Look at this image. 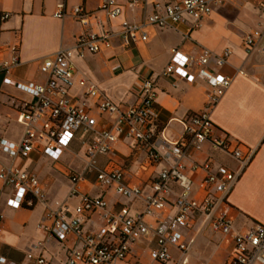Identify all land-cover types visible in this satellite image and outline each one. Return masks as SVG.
I'll return each instance as SVG.
<instances>
[{"label":"crops","instance_id":"crops-1","mask_svg":"<svg viewBox=\"0 0 264 264\" xmlns=\"http://www.w3.org/2000/svg\"><path fill=\"white\" fill-rule=\"evenodd\" d=\"M116 1L122 12L109 18L102 9V0H0V15L3 12L10 14L6 20H0V63L11 60L13 46H17L19 52V64L8 74L17 85L5 82V72H0V139L15 143L21 140L25 127L18 119L20 111L24 103L35 101L25 86L47 82L48 73L41 69V65L60 49L74 51L76 70L69 96L77 105L85 103L90 108V115L97 119V128L111 127L117 114L100 110L97 105L99 97L86 94L85 86L79 83L81 78L94 83L121 110L141 101L142 81L150 79L157 84L158 91L157 123L150 130L155 137L171 141L183 135L190 115L209 109L214 88L206 76L199 74L201 68H205L232 78L230 87L211 112L213 135L226 137L233 144L240 143L244 151L256 149L254 159L228 198L227 215L240 232L252 229L257 223L264 224V53L257 49L248 51L244 44L247 35L264 28V0H220L212 5L211 14L196 29L191 28L189 16L185 22L174 26L147 25L143 28L147 39L140 37L130 46H125L120 36L124 20L139 24L148 14L163 13L166 5L180 4L182 0H146L136 4H131L130 0ZM61 5L66 12L62 18L56 16ZM79 5L89 14L88 25L82 24L73 14V8ZM91 33H113L111 46L102 45L100 51H86L81 56L76 50L78 40ZM174 48L193 58H198L203 48H209L213 54L204 66H188L195 75V79L189 81L178 74H163ZM227 49L232 54L221 65L216 56ZM45 122L44 118L40 119L36 127H43ZM143 129L148 131L147 126ZM91 137L92 132L79 130L58 160L44 152L43 141L37 142L27 157L13 159L1 151L0 160L36 173L49 202H64L67 220L76 216L85 196L102 197L112 210L127 206L131 215L142 213L146 206L145 197L154 192V182L167 166V162L151 157L154 139L139 145L132 138L120 136L109 152L98 156L97 167L86 173V179L80 184V193L70 196L71 181L67 172L84 170L87 141ZM68 157L72 158L71 163L66 162ZM207 161L213 167L226 165L236 171L240 168L239 160L227 150L215 147L210 140L200 149H193L191 157L185 160V172L193 179V196L198 200H203L211 190L200 187L207 172L203 168L193 170L192 166L194 162L203 164ZM74 162H77L76 166ZM114 164L123 168L127 185L141 188L142 196L127 198L116 192L115 184L104 186L98 183L99 168ZM0 188V213L4 215L0 230L1 256L20 264H35L28 257V251L32 249L34 254L46 259V264H65L71 249L82 250L83 245L75 234L58 240L42 227V224L51 223V220H44L47 209L43 203L31 208H11L7 200L12 189L3 186L1 181ZM180 190L179 184L172 182L165 207L153 215L144 216L145 221L157 226L165 216L175 213ZM100 214V209L86 211L82 229L94 231L101 222ZM202 224L203 215L196 212L192 224L179 229L180 242L192 243L185 258H182L180 248L172 246L171 259L154 264H230L233 240L215 232L210 224ZM157 246V238L150 232L137 239L126 258L118 264H150V252Z\"/></svg>","mask_w":264,"mask_h":264},{"label":"built area","instance_id":"built-area-1","mask_svg":"<svg viewBox=\"0 0 264 264\" xmlns=\"http://www.w3.org/2000/svg\"><path fill=\"white\" fill-rule=\"evenodd\" d=\"M146 0H130L131 4L145 2ZM220 0H182L180 4H168L163 13L155 12L145 16L139 24L127 20L122 22L120 36L125 46L135 43L140 37L147 39V33L143 30L147 25L161 27L174 26L185 22L187 16L191 17V28H199L206 16L212 12V5ZM60 6L56 16L62 18L66 15ZM102 9L109 18L121 14L122 8L116 0H102ZM264 11V3L262 4ZM73 14L84 24H89V14L83 6H75ZM8 12L0 15V20L9 17ZM113 33L99 35L88 34L78 40L77 52L84 56L86 51L95 53L102 49V45L111 46L110 38ZM248 51L257 49L264 53V28L249 34L244 39ZM11 60L0 63V72H5V82L17 85V81L8 74L12 67L19 64L18 47H12ZM171 61L164 68L163 74H178L189 81L195 79V75L188 70V66L198 64L204 66L213 54L209 48H203L198 58H193L181 53L174 48ZM232 51L225 50L216 56L219 64H225ZM74 51L72 49H60L53 58L46 59L41 69L48 73V80L44 84L29 83L25 88L35 97L32 104L24 103L19 114V121L24 125V133L17 143L5 138L0 139V152H5L13 159L27 157L37 145L43 141L44 152L58 160L64 150L68 148L77 132H92L93 137L87 141L86 165L83 171L68 170L67 176L71 181L70 196L81 191V182L86 179V173L97 167L98 156L112 149V144L120 136L132 138L139 145L145 144L152 138L151 157L156 161H165L167 166L162 169L158 179L154 182V192L145 197L146 206L142 213L131 215L127 206L119 210L107 207V202L102 197L91 198L85 196L83 203L78 206L77 214L71 220L66 219L64 202H49L42 183L36 173L29 172L14 164H7L0 160V181L3 186L12 189L7 204L11 208H31L37 203H43L47 212L44 220H51L48 225L42 227L49 231L50 235L58 240H65L76 235L82 243V250L73 248L67 256L65 264H118L126 258L133 243L140 237L153 232L157 238L158 246L151 250L152 263L165 262L171 259V247L177 246L185 258L192 243L180 242L179 229L190 226L193 222V214L198 212L203 215V224L211 225L215 232L229 236L234 242L233 257L230 264H264V224L257 223L245 232L238 231L227 215L228 198L233 191L236 182L246 170L256 155V149L243 150L240 143L233 144L228 138L214 136V125L211 112L220 102L232 83V78L223 74H215L201 68L199 74L206 76L209 84L214 88L209 100V109L201 113L190 115L185 122L183 135L177 140H168L164 137L157 138L150 130L157 123L156 110L157 84L144 79L141 84L142 99L126 110H121L119 105L106 96L94 83L86 78L79 80L80 85L85 86L88 96L99 97L98 108L117 114L116 121L111 127L97 128V119L90 115V108L84 103L77 105L69 96V87L73 85L75 64L73 62ZM45 119L43 127H36V122ZM1 121V116H0ZM147 126L148 131L143 127ZM210 140L215 147L227 150L234 158L239 160V170H233L226 165L213 167L207 161L203 164L193 163V170L203 168L207 174L200 187L211 190L203 200L193 196V179L185 172V160L191 157L193 149H200L204 142ZM161 141V143H160ZM98 183L101 185L115 184L116 192L124 197H140L139 186H129L124 181L123 168L114 164L106 168H99L97 174ZM172 182H177L181 188L176 200V212L165 216L157 226H152L144 219L146 215H153L166 205L167 195L171 190ZM214 190V191H213ZM0 188V194H1ZM213 191V192H212ZM91 209H100V224L94 231L82 229L85 222V213ZM4 215L0 213V230L2 229ZM28 257L35 264H46L42 255H36L33 250L28 251ZM0 264H20L0 255Z\"/></svg>","mask_w":264,"mask_h":264},{"label":"rangeland","instance_id":"rangeland-1","mask_svg":"<svg viewBox=\"0 0 264 264\" xmlns=\"http://www.w3.org/2000/svg\"><path fill=\"white\" fill-rule=\"evenodd\" d=\"M66 162H67V163H71V162H72V158H71V157H68V158L66 159ZM77 162H78V161H77ZM77 162H76V163H77ZM76 163L74 162L75 166H76ZM63 192H64V191H63ZM63 192H62V193H63ZM58 197H59V196H58Z\"/></svg>","mask_w":264,"mask_h":264}]
</instances>
